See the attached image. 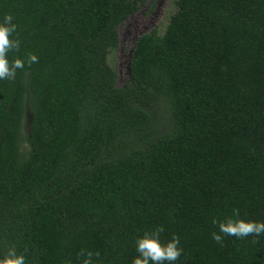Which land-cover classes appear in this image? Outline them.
Returning <instances> with one entry per match:
<instances>
[{
    "label": "trees",
    "instance_id": "obj_1",
    "mask_svg": "<svg viewBox=\"0 0 264 264\" xmlns=\"http://www.w3.org/2000/svg\"><path fill=\"white\" fill-rule=\"evenodd\" d=\"M146 3L0 0L21 40L10 58H39L0 81V255L132 264L163 225L175 264H264V235L212 239L233 209L264 221V0H174L118 87L109 55Z\"/></svg>",
    "mask_w": 264,
    "mask_h": 264
},
{
    "label": "clouds",
    "instance_id": "obj_2",
    "mask_svg": "<svg viewBox=\"0 0 264 264\" xmlns=\"http://www.w3.org/2000/svg\"><path fill=\"white\" fill-rule=\"evenodd\" d=\"M17 30L18 24L13 14L4 13L0 16V81L13 80L17 70H23L25 65L31 66L38 62L39 58L35 53L26 57L10 58L9 53L18 51L21 47ZM213 222L218 225V231L212 233V239L220 245H223L225 236L243 239L264 235V221L242 217L238 209H233L231 216ZM164 230V226L160 225L137 237L135 244L138 255L133 258L132 264H175L183 252L180 238L173 234L170 239L163 240L161 234ZM79 255L83 258L82 264H97L94 256L98 258L100 253L81 250ZM0 264H26V257L13 246L7 253L0 255Z\"/></svg>",
    "mask_w": 264,
    "mask_h": 264
},
{
    "label": "rangeland",
    "instance_id": "obj_3",
    "mask_svg": "<svg viewBox=\"0 0 264 264\" xmlns=\"http://www.w3.org/2000/svg\"><path fill=\"white\" fill-rule=\"evenodd\" d=\"M175 11L174 0H147L146 5L119 27V47L109 55L110 65L118 72V87L131 81V61L139 38L153 30L163 34ZM32 115L25 118V134L29 135Z\"/></svg>",
    "mask_w": 264,
    "mask_h": 264
}]
</instances>
